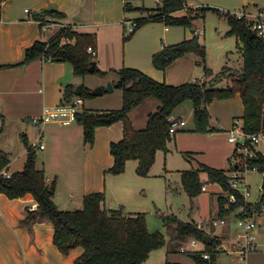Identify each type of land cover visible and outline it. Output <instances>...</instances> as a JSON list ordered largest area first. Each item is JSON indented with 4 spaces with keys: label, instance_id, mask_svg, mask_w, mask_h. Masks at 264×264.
<instances>
[{
    "label": "crops",
    "instance_id": "1",
    "mask_svg": "<svg viewBox=\"0 0 264 264\" xmlns=\"http://www.w3.org/2000/svg\"><path fill=\"white\" fill-rule=\"evenodd\" d=\"M139 1L6 0L1 5L0 151L5 153L9 160V165L3 171V175L9 177L23 170L26 162V149L21 140L23 136L30 145H37L35 148L36 169L44 172L47 185L54 184L52 201L59 210H80L84 196L90 193H103L104 201L101 209L112 210L107 209L105 204V189H107V180H109L106 173L113 165L109 146L122 139L123 125L121 122H116L108 127L96 128L93 144H86L87 146L84 142V145H81V141L80 143L78 141L79 136L82 137V127L75 121L60 127L59 125L52 127L54 124L35 125L33 120L41 116L45 107H55L64 102V91L67 86H72V90L76 87L72 80L75 76L68 63L52 62L40 57L22 64L25 51L35 42H48L57 35L61 28H68L73 33L93 36V48L97 51L94 59L95 66L102 72H106V75L98 77V84L90 87V92L97 87H104L102 86L104 83L117 81V73L122 68L135 69L152 80L169 86L200 82L212 89H225L231 86L232 80L241 70V68L223 67L222 69L226 68L227 72L219 79L214 80L213 78L220 71L214 75L205 76V78H196L198 57L194 54H186L176 59L164 71L155 69L151 58L162 46L180 43L192 37L198 38L202 32L196 27L189 33L184 27L170 28L163 23L152 22L142 26L130 40L123 42V27L128 23L135 24V20L146 16L143 12L136 11L135 18L128 19L124 13V6L128 4L130 8L136 10L142 8L153 10L157 7L150 6V3H143L139 6ZM191 1L196 0H187L186 7L190 10L195 9L190 7L193 3ZM154 2L157 4L159 0H154ZM242 2L241 9L246 14L255 16L258 12L264 11V0H243ZM26 10L31 16L25 13ZM48 10L61 13L64 17L55 18L42 14ZM228 31L229 27L226 34ZM73 43L74 40H71L70 44ZM198 43L204 47L199 40ZM94 100L89 102H95ZM144 105H146L145 111L140 113L139 110ZM159 105L160 103L155 99H146L131 110L128 113V119L133 129H144L148 116L156 112ZM82 106H85L84 101ZM121 106L122 94L120 107L114 106L112 109L84 107L82 111H112L120 109ZM206 109L209 115V136H214L215 131L226 135L232 121L236 118L241 119L244 113L238 94L230 100L211 103L206 106ZM170 118L176 119L173 117V112ZM185 126L186 123L176 132L182 131ZM45 137L46 142L43 140ZM39 145L43 148L40 149ZM259 150L264 152L262 149ZM54 160L57 164H54V171L50 172L48 165ZM135 162L137 168V161ZM228 169L217 170L223 171L228 177ZM201 174L199 173V180ZM263 181L264 175L262 183ZM205 184L202 182L201 192L207 191ZM212 196L217 207L215 213L209 216L208 222H205L208 227L204 229V222L194 226L204 232V236L214 239L217 242L215 248L218 249L222 246L221 239L224 236L216 235L215 228L227 225V217L230 214L238 219L239 210L236 209L217 221L218 200L220 198L227 200V197L221 189L213 191ZM249 202L252 203L250 200ZM228 204L227 200L223 206L224 210L227 209ZM32 206L36 209L37 204L30 194L17 199H8L4 194H0V264H74V261L82 255L83 249L74 248L66 255L60 253L53 244L54 229L49 221H37L30 228L20 225L19 222L25 218L26 210H30ZM119 208L124 216L138 214V212H126L123 207ZM185 224H190V222ZM175 238L184 240L177 234ZM196 247V242L192 241L189 245L190 249L180 246L179 252L186 255L197 253L201 255L205 250L196 251ZM239 249L242 250L240 247ZM171 251L174 250L171 248ZM166 262L178 263L172 261L170 256L165 260Z\"/></svg>",
    "mask_w": 264,
    "mask_h": 264
},
{
    "label": "trees",
    "instance_id": "2",
    "mask_svg": "<svg viewBox=\"0 0 264 264\" xmlns=\"http://www.w3.org/2000/svg\"><path fill=\"white\" fill-rule=\"evenodd\" d=\"M4 1L6 0H0V20L1 5ZM186 5L187 0H160L155 9L141 10L146 16L135 20L133 32L124 38V42L147 23L158 22L166 27L191 28L196 20L203 18L206 11H213L227 21L229 26L227 36L236 39V46L243 61L241 70L232 80L231 86L225 89L208 88L205 83L200 82L169 86L158 83L135 69L118 71V79L122 82L121 108L104 112L83 110L75 116V122L82 127L83 142L89 145L93 144L96 128L108 127L116 122L122 123V139L109 146L113 165L108 173L121 174L125 163L134 160L137 161L136 173L139 176H146L154 162L155 153L159 150L166 151V143L170 140L168 129L172 112L185 101L191 102L193 106L194 132H208L207 105L214 101L230 100L237 94L244 108L241 118L244 131L252 134L264 129V42L248 29L245 19H237L231 12L223 13L214 8L202 7L200 10L183 13L184 9L190 10ZM130 9L128 4L124 6L125 11ZM42 14L49 17H64L53 10L44 11ZM63 38L74 40V43L61 45L60 41ZM90 46L94 47L93 36L73 33L64 28L48 42H35L28 48L22 64L42 57L48 61L70 64L77 76L88 74L103 76L105 72H101L96 66L93 72H89L90 65L94 62V58L86 52V48ZM186 54L196 55L199 64L203 66L204 75H211L205 66V49L199 45L196 37L162 46L152 56V65L155 69L164 71L176 59ZM226 72V68L222 69L213 79L221 78ZM80 90L83 95L82 86ZM81 95L79 98L82 99ZM73 96L72 86H67L64 101H69ZM86 96L91 98L90 92ZM146 99H155L160 105L156 112L148 116L145 128L135 130L128 119V113ZM21 140L26 149V162L21 172L13 173L9 177L3 176L9 160L6 154L0 151V194H4L8 199L22 198L30 194L37 204L35 210H26L25 218L19 222L20 225L30 228L37 221H49L54 229L53 244L60 253L66 255L74 248L83 249L82 255L74 264H144L149 253L164 244L160 233L148 232L143 214L124 216L121 208L102 210L103 193H90L84 196L80 210H59L52 201L54 184H46L44 172L36 169L35 149L23 136ZM185 157L189 155L186 154ZM248 168H255L257 172L264 174V156L258 154L255 159L249 160ZM199 173H205L208 183L217 184L223 192L233 194L235 197V202L228 204L226 210L223 206L227 200L223 198L218 200V217L222 218L240 207L256 212L264 208V193L252 208L251 204L245 203L237 192L229 188L228 177L223 171L203 164H200L197 170L181 173V184L190 197H196L201 193ZM262 191L264 192V184ZM175 230L181 238L193 237L202 240L205 235L197 227L181 222H177ZM215 242L213 239L210 245H205L204 252L209 255L210 260H203L198 253L187 256L194 264H213Z\"/></svg>",
    "mask_w": 264,
    "mask_h": 264
},
{
    "label": "rangeland",
    "instance_id": "3",
    "mask_svg": "<svg viewBox=\"0 0 264 264\" xmlns=\"http://www.w3.org/2000/svg\"><path fill=\"white\" fill-rule=\"evenodd\" d=\"M242 1L196 0L191 1L193 3L190 6L195 9H184V12L187 13L196 9L200 10L202 7L214 8L223 13L234 10L238 11L241 9ZM143 3L157 6L160 4V0L157 4H155L154 0H140L138 2L139 6H142ZM231 6L234 9L230 8ZM141 10H144V8L136 10L131 7L129 11L124 10V13L130 19L135 18L134 16L137 15L135 12H141ZM193 24L191 28H184L189 33L195 27L202 32L201 35H198L197 39L204 45L205 66L211 74L218 73L223 67L232 69L241 68L243 63L241 52L236 48L235 38L226 34L229 26L225 18H219L216 12L206 11L203 18L196 20ZM129 26L131 27L132 25L127 24L123 27L124 38L130 34L128 32ZM197 68L198 73L196 78H205L203 66L199 64V59ZM98 70L100 69L98 68ZM100 71L102 72V70ZM74 76L72 79L75 82L74 86L83 87L84 94L81 96L85 108L112 109L114 106L120 107L121 89H115L112 93L98 97L88 98L86 96L91 90L89 88L96 86L98 84V77L102 76L96 74L84 76L74 74ZM105 85L106 83L102 86ZM75 97L77 96H73L70 100L75 99ZM92 99H95V102L90 103L89 101ZM146 105L139 110L140 113H144ZM84 107L82 106L80 110L82 111ZM173 117L184 120L186 126L182 131L170 135V140L166 143V151L159 150L155 153L154 162L146 176H139L136 173V162L134 160H129L125 163L124 171L121 174L106 173L109 177L107 189H105L106 208L119 210V207H123L126 212L143 214L147 230L151 233H160L164 239V244L160 248L151 251V254L149 253L150 256L148 255L145 264H165V260L169 259V256L174 262L194 264L186 254L179 252V247L182 246L184 249H190V243L195 241L197 244L195 250L203 251L205 245L202 240L193 237H186L182 241L175 238L177 234L175 230L176 224L177 222H190L194 226L197 223L204 222V229L207 228L208 226L205 222H208L209 216L211 213H215L217 207L216 202L212 200V198L214 199L212 192L221 188L217 184L208 183L206 179L207 175L202 173L200 175V183H206L207 191L201 192L196 197H190L183 189L180 175L184 171L197 170L200 164H206L217 169H228L231 165L229 158L234 146L226 141L227 135H223L220 131H215L214 136H209V132L198 133L193 131L195 124L193 120V106L190 102L185 101L178 105L173 111ZM54 126L57 125H52V127ZM43 140L46 142V137ZM78 141L79 143L81 141V145H84L83 133L81 138L79 136ZM85 146L87 145L85 144ZM257 148L264 150V146L262 145H259ZM186 154L189 155L188 159L185 157ZM54 164H57L55 160L53 163H49L48 169L50 172L54 171ZM49 175L52 176V174ZM245 179L251 192L249 200L255 202L264 193L258 190V187L262 184L263 174L257 171H249L246 173ZM220 218L218 217L217 221ZM255 219L254 236L256 245L251 250L246 251L244 256L241 253L243 250L239 249V247L243 248L244 246L242 237L244 230L237 226V218L233 214L227 217V225L215 228V234L224 237L221 239L222 246L214 250L215 262L213 264H264V216L259 215ZM215 245H217V242H215ZM171 248L174 250L173 252Z\"/></svg>",
    "mask_w": 264,
    "mask_h": 264
},
{
    "label": "built area",
    "instance_id": "4",
    "mask_svg": "<svg viewBox=\"0 0 264 264\" xmlns=\"http://www.w3.org/2000/svg\"><path fill=\"white\" fill-rule=\"evenodd\" d=\"M29 16L30 12L25 11ZM237 19H245L247 21L248 29L253 32L258 38H260L264 42V11L258 12L255 16L250 14H246L242 9L238 11H234L231 13ZM132 25L128 27V32H133V23H128V25ZM71 43V40L67 38H63L60 41L61 45H65ZM86 52L92 58H95L97 55V51L93 47H87ZM83 105V101L79 97H75L73 100L64 101L60 105L55 107H45L42 111V114L37 119L33 120V123L37 126L45 125V124H54L59 126L69 125L73 121H75V116L81 113L80 108ZM184 120L172 119L170 118V127L168 129V133L174 134L178 128L184 126ZM227 142L230 145L234 146L231 157L229 158L231 165L228 172V184L229 188L232 191L237 192L245 203H249L252 205L257 204L260 200V197L255 202L250 203V189L245 180V175L249 171H256L255 168H248V161L251 159H255L258 154L264 156V152H261L257 147L259 145H264V129L260 130L256 133L248 134L243 129V120L242 119H234L232 121V125L230 129L226 132ZM37 145L31 144L32 148H36ZM40 149L43 148L42 145L39 146ZM3 174V173H2ZM264 175V174H263ZM4 176V175H3ZM6 177V176H5ZM264 181L262 183V186ZM262 186L259 191H262ZM203 189V188H202ZM227 200L229 204L235 202V197L233 194L226 193ZM35 209L34 206L30 208L31 211ZM239 210V218L237 219V226L244 230V234L242 235L244 240V246L241 251L242 256L246 253V251L254 248L255 244V236L254 229L256 219L259 215L264 216V208L260 210V212H256L253 209L245 210L244 207L238 208ZM194 245V243H192ZM264 246V244H263ZM203 260H210V257L207 253L203 252L201 255Z\"/></svg>",
    "mask_w": 264,
    "mask_h": 264
},
{
    "label": "water",
    "instance_id": "5",
    "mask_svg": "<svg viewBox=\"0 0 264 264\" xmlns=\"http://www.w3.org/2000/svg\"><path fill=\"white\" fill-rule=\"evenodd\" d=\"M94 66H95V62H92L89 68V72H93L94 70ZM122 88V82L121 80H117L114 83H107L104 87H97L95 89H93L90 92V95L92 97H98V96H102L104 94L107 93H112L115 89H121ZM73 95L79 97L81 95V90L79 86H76L73 90ZM202 241L204 242L205 245H210L212 242V238L209 236H204Z\"/></svg>",
    "mask_w": 264,
    "mask_h": 264
}]
</instances>
